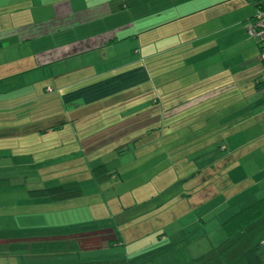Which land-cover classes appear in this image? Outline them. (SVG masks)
<instances>
[{"label": "crops", "instance_id": "crops-1", "mask_svg": "<svg viewBox=\"0 0 264 264\" xmlns=\"http://www.w3.org/2000/svg\"><path fill=\"white\" fill-rule=\"evenodd\" d=\"M258 4L264 5V0H0V182L8 187L0 192V242L64 239L111 229L118 237L95 242L94 247L33 255L45 256L42 259L11 255L4 257L7 264L147 261L135 258L144 252L146 241L139 237H148V231L134 232L139 240H132L125 220L85 228L94 217H88L82 198L102 197V211L93 207V214L109 217L157 212L169 202L161 200L147 211L139 207L147 193L141 184L133 186L131 174L135 169V176L145 174L157 156L166 159L172 145L167 134H180L203 119L210 120L209 131L216 135L206 154L214 158L194 175L205 171L211 176L207 182L213 181L217 156L215 162L223 167L219 174L232 176L227 188L237 187L225 197L226 188L215 193L207 185L205 193H185L179 187L170 194L172 200L179 196L202 203L193 205L197 211L188 215L199 227L209 223L206 215L216 213L221 225L264 197V97L256 83L263 65L258 40L248 31ZM116 97L130 102V108L122 111L113 105L119 102L113 100ZM87 104L95 105L93 110L71 114ZM62 108L66 115H60ZM157 139L155 154L142 162L148 163L144 166L135 157L125 167L106 160L131 141L135 150H143ZM71 166L76 172L85 166L84 177L71 181L79 193L60 199L30 193L46 188L45 177L55 172L70 183L63 173ZM99 166L102 169L94 173ZM119 186L123 194L111 193ZM156 197L162 198L161 193ZM179 214L186 215V209ZM180 218L166 222L164 230L172 224L182 228ZM261 219L264 225L263 215L242 231L253 229ZM134 227L131 222L130 230ZM50 229L54 234L39 232ZM32 231L41 235L29 236ZM157 233L163 236L151 244L170 238ZM61 252L65 253L57 257ZM203 255L200 251L194 259L178 263L192 264ZM171 258L177 259L173 254Z\"/></svg>", "mask_w": 264, "mask_h": 264}, {"label": "rangeland", "instance_id": "rangeland-1", "mask_svg": "<svg viewBox=\"0 0 264 264\" xmlns=\"http://www.w3.org/2000/svg\"><path fill=\"white\" fill-rule=\"evenodd\" d=\"M142 98V97H141ZM113 100H117L119 102L114 103L113 105L120 106L122 111H125L126 107L130 108V102L129 103H121L122 101L121 97L113 98ZM95 103V102H94ZM151 104V103H150ZM88 105V104H87ZM85 105L80 108H75V110L72 111V115L75 113L77 116L79 113L87 114L89 109L93 110L95 105ZM135 106L137 104L134 103ZM115 108V107H112ZM56 110H59L58 108ZM60 115H66L64 112V108L61 109V112L59 111ZM108 115L110 112L107 113ZM82 114L78 115L81 116ZM62 118V117H61ZM96 119V118H95ZM101 119V117L99 118ZM78 120H83L80 117ZM97 120V119H96ZM210 120L203 119V121H200V124L198 126L193 127H187L185 128L180 134H167L166 141L167 143H172L171 147L167 149L168 156L166 159H161L157 156L155 161H152L148 163H142L144 161L149 160L152 158L155 154V151L153 150L156 146H158V139L156 140L157 143H152L150 146H148L146 149H140L135 150V146H133V141H131V144L126 147V145L120 146V150H116L114 155H111L106 158V160L113 162V164L125 167V164L128 160L134 159V157L137 159L136 163L140 164L139 166H144L145 164H148L145 174L138 173L137 176H135V173L137 170L135 169L131 176H134L131 181H133V186H139L140 184L145 187L146 189V201H143V205H139V207L145 209L146 211L153 206H156L159 204L161 200H166V202L169 204H163L161 205L162 208L157 210L155 213L147 214L145 215L143 212L142 214H136V211L130 212V213H124L122 215H117L116 217H109L107 213L102 212H96L94 213V208L96 207V211H102V203H104V199L102 197L96 196V197H87L82 198V200H85L86 206L88 208V217L92 218V220H89L87 222V227L85 228H91L95 226V223L98 224V226H114L116 222L120 224L123 220H125V232H129L131 234L132 240H145L146 245L144 252L140 254L138 258L135 259H146L147 261H143L140 264H179L178 262L184 261V258L188 259H194L197 256V252H204L203 257H200L196 261H194L192 264H233V262L239 258L245 251H247L250 247H252L256 242L260 241L259 238L263 239L264 242V233L262 234L263 228V219H261L257 224L253 227V229L248 231H241L237 235L233 236L230 239H226L222 230V226L220 225L219 220L215 219L216 213L206 215L205 220L209 218V223L205 224L203 226H196L197 224L192 223L190 220V215L196 213L197 209L194 206H202V203L196 204L192 202V199L190 198L188 202L185 199H181L179 196L173 198L170 197L171 193H176V190L178 191L179 187L185 191V193H199L200 191L204 190L207 185L211 186L212 190L215 193H220L221 189H225L223 197L229 194H233L235 191V188L232 187L231 189H228L227 187L229 185H232V176H228L226 174H219L222 171V166H220V162H215L217 160V156L214 159V171L215 173L213 176V181L207 182V179H210V175H208L207 172H201L198 174V176H195L194 174H197V170H200L201 168H204V166H209L210 162H212L214 156L207 157L206 154L210 153V150L207 151V148L209 147L208 142H210L211 138L214 136L216 139V135H213L211 131H209L212 127L208 125V122ZM138 123V121H136ZM142 128V127H141ZM140 128V129H141ZM137 129V128H136ZM203 132V133H201ZM224 133V130L223 132ZM226 134V133H224ZM156 137V136H155ZM145 139H151L148 137H145ZM145 140L144 142H146ZM129 142V141H128ZM163 142V141H161ZM160 142V143H161ZM142 144L143 141H140ZM182 145V146H181ZM181 146V147H180ZM121 147L123 148L121 150ZM135 151V152H134ZM90 150L87 151L88 155L90 154ZM222 153V152H220ZM200 154V155H198ZM171 156V158H169ZM201 156V157H199ZM182 159H179V158ZM155 158V157H154ZM181 163V165H179ZM174 164V165H173ZM203 165V167H202ZM129 166V165H128ZM127 166V168H128ZM132 168H136L134 166H131ZM80 169L82 172L85 170V166H81ZM144 168L141 169V171ZM57 170V169H56ZM211 171V170H210ZM209 171V172H210ZM82 172L78 171L76 172L75 167L71 166L68 168L67 171L63 173V175H69L70 179H68L70 182L77 179L81 180L84 176ZM154 174H157L156 176ZM59 173L55 172L50 176H46L45 183H43L44 187H50V186H56L59 184L67 183L68 181L64 182V179L58 177ZM116 180V182H118ZM114 182L108 183L109 186L113 185ZM126 183V182H125ZM132 183V182H128ZM40 184V183H39ZM127 184V183H126ZM125 184V185H126ZM3 184H0L2 186ZM83 185L86 186V182H83ZM128 185V184H127ZM106 187V186H104ZM124 187L119 186L116 188L114 192L111 193H122L124 191ZM1 192V191H0ZM203 192V191H202ZM86 193V192H85ZM155 193V197L152 198L151 194ZM158 193H161V197H156ZM178 193V192H177ZM205 193V192H203ZM127 196L130 199L129 193H126ZM165 194H168L165 196ZM110 194H108L109 196ZM223 197H220L216 199L222 200ZM108 200V197H106ZM172 200V201H171ZM171 201V202H170ZM112 205H116L117 203L111 202ZM187 205V206H186ZM192 205V206H191ZM194 205V206H193ZM186 206V208H184ZM94 207V208H93ZM104 207V206H103ZM227 208H229V205H227ZM90 209L92 211L90 212ZM101 209V210H100ZM177 209L183 210L186 209V215L179 214L180 210L174 214ZM139 211V210H138ZM160 211V212H159ZM98 213V214H97ZM189 215V217H188ZM98 216H101L100 220H97ZM198 216V215H196ZM208 216V217H207ZM181 217L179 219V222H184V226L181 227H175L174 224L168 226V230H164L163 225L167 223H177L178 221L175 218ZM130 220V221H126ZM133 222V227L135 223V227L130 230V224ZM4 224L6 222H3ZM110 223V224H109ZM109 224V225H106ZM84 226V225H82ZM171 227H173L174 233H171ZM78 228V227H72ZM181 228V229H180ZM148 231V237H145L142 239L139 237H133L134 232L140 231V230ZM177 229V230H175ZM154 231V232H152ZM160 232L168 233L167 235L170 236V238H167L163 241H158V243L151 244L152 240L156 239L158 234ZM39 232H46V234H54V230H39ZM29 236L33 235L32 233ZM262 234V236L260 235ZM41 234L33 235V236H39ZM162 235H159L158 237H161ZM260 236V237H259ZM176 238V239H175ZM163 239V238H162ZM212 240V242H211ZM261 250L263 251L262 255V263L264 264V244H262ZM71 253L72 251H68ZM89 252V251H88ZM65 252H61L59 255H63ZM175 255L177 259L174 261V259L171 258V255ZM34 254H27L25 257L26 261L30 260H36V259H42V257H45L43 255L40 256H33ZM201 254H198V256ZM51 257V255H48ZM2 264H7V258L0 257ZM133 259V260H135ZM184 264V263H183Z\"/></svg>", "mask_w": 264, "mask_h": 264}, {"label": "trees", "instance_id": "trees-1", "mask_svg": "<svg viewBox=\"0 0 264 264\" xmlns=\"http://www.w3.org/2000/svg\"><path fill=\"white\" fill-rule=\"evenodd\" d=\"M263 4H258V8H263ZM260 48L259 58L262 62L263 69L259 77L257 78V87L261 90L264 87V82L260 81V78L264 75V60L261 57V53L264 49L262 44L258 41ZM262 92V90H261ZM263 97H264V92ZM102 168L95 167L94 173H98ZM2 184V182H0ZM8 187L0 186V191L7 189ZM80 188L77 183L70 182L67 184H59L56 186H50L46 188L32 189L30 193L34 195H46L53 199L66 198L79 193ZM264 215V197L251 203L250 205L242 208L236 213L229 216L224 222L221 223L222 229L225 233V238L230 239L242 230L248 228L255 220ZM113 240H118L117 232L114 229L96 232L93 234H83L81 236H73L70 238H40L31 240H13L0 242V257H7L11 255H25V254H39L47 252H57L62 250H76L79 245L84 247H94L99 242L109 243ZM101 242V243H102ZM263 239L256 242L252 247L245 251L239 258H237L233 264H261L263 251L261 250ZM105 264V263H99Z\"/></svg>", "mask_w": 264, "mask_h": 264}, {"label": "built area", "instance_id": "built-area-1", "mask_svg": "<svg viewBox=\"0 0 264 264\" xmlns=\"http://www.w3.org/2000/svg\"><path fill=\"white\" fill-rule=\"evenodd\" d=\"M248 31L251 35L255 36L264 47V6L256 10L254 19L248 25ZM261 57L264 60V49L261 53ZM260 81L264 82V75L260 78ZM261 90L264 92V87H262Z\"/></svg>", "mask_w": 264, "mask_h": 264}]
</instances>
